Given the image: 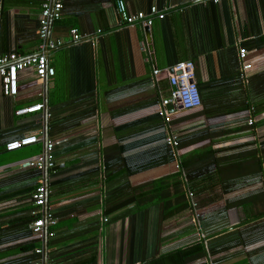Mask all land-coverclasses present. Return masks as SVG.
<instances>
[{
	"label": "crops",
	"instance_id": "1",
	"mask_svg": "<svg viewBox=\"0 0 264 264\" xmlns=\"http://www.w3.org/2000/svg\"><path fill=\"white\" fill-rule=\"evenodd\" d=\"M42 1L0 0V54L35 53ZM116 1L63 0L49 25L54 74L19 71L12 96L0 86V264H264V0H122L155 7L149 42ZM181 60L200 105L166 120L165 68ZM48 141L52 167L20 166ZM39 183L52 236L30 229Z\"/></svg>",
	"mask_w": 264,
	"mask_h": 264
},
{
	"label": "built area",
	"instance_id": "2",
	"mask_svg": "<svg viewBox=\"0 0 264 264\" xmlns=\"http://www.w3.org/2000/svg\"><path fill=\"white\" fill-rule=\"evenodd\" d=\"M217 2L218 0H212ZM63 0H43L41 3V12L39 15L38 37L39 42L37 44V50L34 54L24 56L17 52H9L7 54H0V86L4 95L12 96L17 93V80L18 72L25 69H32L36 77L45 78L54 74V67L48 62L46 50L53 48L55 45L60 44L59 40H55L49 37V25L52 20H58L62 16ZM117 14L119 20L124 21L129 25L140 23L144 26H150L152 24L151 15L156 13L155 7H151L149 13L143 11L132 12L127 9L125 3L122 0L116 1ZM70 33L73 39H79L81 37L77 29L72 28ZM246 55V49L240 47L239 56L243 59ZM243 69L249 67V64L244 63ZM161 70L154 67L152 74L154 76V83L157 82V74ZM169 84V95L161 98L156 110L157 113L167 120L169 115L168 106L174 105V108L189 110L196 108L200 105V95L197 82L194 78V65L191 60L177 61L170 67L165 68ZM42 107L41 103L30 105L18 109L17 113L38 111ZM173 108V109H174ZM253 122V117H249L248 123ZM37 140L35 134L24 135L18 139H13L5 144L7 150L18 149L24 145L34 143ZM167 143L172 146L177 145L174 137L169 134L166 137ZM55 141H48L45 144V150L33 159H29L20 163L22 167H35L37 169L50 168L54 165L52 147ZM47 189L43 183L36 185L31 192V199L33 208L31 209V215L33 220L30 224L31 232L37 237H43L44 234L52 236L53 230H46V225H54L56 218L54 215L45 208ZM186 194L190 199L192 208L196 207V202L191 198L193 192L186 188ZM106 218L104 217V220ZM40 252L41 248L36 249ZM37 264H45L44 261H40Z\"/></svg>",
	"mask_w": 264,
	"mask_h": 264
},
{
	"label": "water",
	"instance_id": "3",
	"mask_svg": "<svg viewBox=\"0 0 264 264\" xmlns=\"http://www.w3.org/2000/svg\"><path fill=\"white\" fill-rule=\"evenodd\" d=\"M144 31H145V33H146V35H147L148 42H149V41H150V35H149V33H150V28H149V26H145V27H144ZM168 107H169V111H172L173 108H174V105H173V104H170Z\"/></svg>",
	"mask_w": 264,
	"mask_h": 264
},
{
	"label": "trees",
	"instance_id": "4",
	"mask_svg": "<svg viewBox=\"0 0 264 264\" xmlns=\"http://www.w3.org/2000/svg\"><path fill=\"white\" fill-rule=\"evenodd\" d=\"M191 205V204H190Z\"/></svg>",
	"mask_w": 264,
	"mask_h": 264
}]
</instances>
